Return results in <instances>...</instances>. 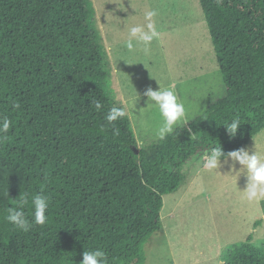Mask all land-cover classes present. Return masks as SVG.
I'll use <instances>...</instances> for the list:
<instances>
[{"label": "trees", "instance_id": "obj_1", "mask_svg": "<svg viewBox=\"0 0 264 264\" xmlns=\"http://www.w3.org/2000/svg\"><path fill=\"white\" fill-rule=\"evenodd\" d=\"M199 3L226 93L139 148L127 115L106 120L118 104L93 1L0 0V119L11 121L0 142V264H80L93 249L108 264H145L163 197L183 185L185 164L213 147L242 148L264 129V0ZM237 116L232 137L222 124ZM24 193L30 222L32 198H50L47 222L28 232L6 220ZM222 261L264 264V243L251 233Z\"/></svg>", "mask_w": 264, "mask_h": 264}, {"label": "rangeland", "instance_id": "obj_2", "mask_svg": "<svg viewBox=\"0 0 264 264\" xmlns=\"http://www.w3.org/2000/svg\"><path fill=\"white\" fill-rule=\"evenodd\" d=\"M91 1L112 64L107 92L118 106H127L139 148L159 141L155 129L160 117L155 109L146 107L148 88L157 90L159 84L167 87L175 83L188 117L176 128L189 124L225 95L199 0ZM151 10L158 12L153 20L160 39L148 47L139 44L129 50L125 43L129 29L146 25L144 14ZM243 148L264 155V129ZM208 153L185 164L183 185L163 197L162 229L145 245V264H223V252L246 241L249 234H254V243H264V200L255 203L244 198L246 175L239 176L238 163L234 169L231 160L224 163L222 159L220 168L205 169Z\"/></svg>", "mask_w": 264, "mask_h": 264}, {"label": "clouds", "instance_id": "obj_3", "mask_svg": "<svg viewBox=\"0 0 264 264\" xmlns=\"http://www.w3.org/2000/svg\"><path fill=\"white\" fill-rule=\"evenodd\" d=\"M146 25H136L129 29V39L125 42L129 50L134 49L137 45L143 44L145 47L151 45L154 40L160 39V32L157 29L153 18L158 15L156 10L145 12ZM135 40V44L133 43ZM144 95L147 99V106L155 109L160 117V123L155 129V138L164 141L168 135L173 134L176 126L180 122L187 121L185 104L177 95L176 85L174 82L169 83L167 87L159 84V88L154 90L148 88ZM150 102V103H149ZM95 109L99 111L102 108L100 101H93ZM18 107V105H17ZM143 110V108L141 109ZM127 114V106L121 103V106L112 107L107 115L106 120L109 124L122 119ZM241 120L237 116L231 122H225L224 125L230 136H236ZM11 121L4 117L0 119V142L8 139L7 133L10 129ZM232 161L235 169L236 163L241 167L237 172L246 175V186L243 189L244 198L248 202L259 203L264 200V155L259 154L256 150L250 151L245 148H239L230 152H225L223 147H213L204 159L203 167L207 170L220 168L221 163ZM20 207L10 208L6 220L15 226L18 230L28 232L33 224L44 225L47 220V212L50 205V198L37 194L32 200L33 219L30 222L23 211V205L28 204L27 193L21 194ZM80 264H108L106 253L101 249L86 250L83 253V260Z\"/></svg>", "mask_w": 264, "mask_h": 264}, {"label": "water", "instance_id": "obj_4", "mask_svg": "<svg viewBox=\"0 0 264 264\" xmlns=\"http://www.w3.org/2000/svg\"><path fill=\"white\" fill-rule=\"evenodd\" d=\"M137 152H139V149L137 148Z\"/></svg>", "mask_w": 264, "mask_h": 264}]
</instances>
